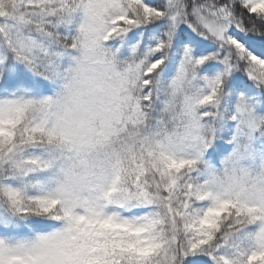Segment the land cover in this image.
Here are the masks:
<instances>
[{"label": "snow or ice", "instance_id": "obj_1", "mask_svg": "<svg viewBox=\"0 0 264 264\" xmlns=\"http://www.w3.org/2000/svg\"><path fill=\"white\" fill-rule=\"evenodd\" d=\"M0 264H264V0H0Z\"/></svg>", "mask_w": 264, "mask_h": 264}]
</instances>
